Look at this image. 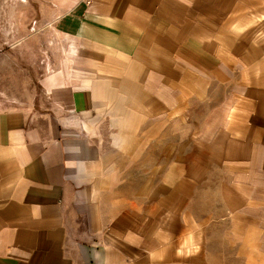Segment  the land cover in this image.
Masks as SVG:
<instances>
[{"label": "crops", "instance_id": "obj_1", "mask_svg": "<svg viewBox=\"0 0 264 264\" xmlns=\"http://www.w3.org/2000/svg\"><path fill=\"white\" fill-rule=\"evenodd\" d=\"M70 6L0 55V264H264V0Z\"/></svg>", "mask_w": 264, "mask_h": 264}, {"label": "rangeland", "instance_id": "obj_2", "mask_svg": "<svg viewBox=\"0 0 264 264\" xmlns=\"http://www.w3.org/2000/svg\"><path fill=\"white\" fill-rule=\"evenodd\" d=\"M75 0H0V55L23 66L25 82L37 84L58 56L60 31ZM52 69V68H51ZM9 67L8 75L14 76Z\"/></svg>", "mask_w": 264, "mask_h": 264}]
</instances>
